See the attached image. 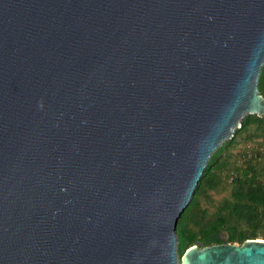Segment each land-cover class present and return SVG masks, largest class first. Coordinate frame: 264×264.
I'll list each match as a JSON object with an SVG mask.
<instances>
[{"label": "water", "instance_id": "obj_1", "mask_svg": "<svg viewBox=\"0 0 264 264\" xmlns=\"http://www.w3.org/2000/svg\"><path fill=\"white\" fill-rule=\"evenodd\" d=\"M263 64L264 0H0V264H264L175 233Z\"/></svg>", "mask_w": 264, "mask_h": 264}, {"label": "trees", "instance_id": "obj_2", "mask_svg": "<svg viewBox=\"0 0 264 264\" xmlns=\"http://www.w3.org/2000/svg\"><path fill=\"white\" fill-rule=\"evenodd\" d=\"M258 90L264 97V64ZM239 125L232 138L222 143L212 154L188 206L177 222L175 233L179 258L192 246L241 245L247 240H264V154L263 160L245 161L243 169L228 163L223 156L226 150L237 143L236 136L252 126L260 133L264 143V118L246 115ZM255 136V133L249 134L245 139ZM227 170L232 173L226 180L221 174ZM228 179L230 183H227ZM223 185L227 194L218 203L212 202L209 193L220 194ZM203 200L213 206L203 207ZM223 234L226 235L225 240Z\"/></svg>", "mask_w": 264, "mask_h": 264}, {"label": "rangeland", "instance_id": "obj_3", "mask_svg": "<svg viewBox=\"0 0 264 264\" xmlns=\"http://www.w3.org/2000/svg\"><path fill=\"white\" fill-rule=\"evenodd\" d=\"M245 116L246 115H244L243 118ZM241 120L239 121V124H240ZM239 127H240V125H239ZM235 130L236 129H234L233 132ZM253 133L256 134V136L253 139H249V140L245 139L246 136H248L249 134H253ZM235 140L237 142L235 144V146H232L231 148L226 150L224 155H223L224 158H226V161L228 163L235 165L239 169L240 168L243 169L245 167V164H246L245 161H247V160L251 161V162H254L253 160H255V159L256 160L258 159V161L263 160L262 155L264 154V143H263V140L260 136V133L257 130H255V126L248 128V130L246 132L238 134L236 136ZM226 141H228V140H226ZM226 141H224V142H226ZM229 170L222 172V174H221L222 178H225L227 180V177L229 176V174L232 173L231 171L229 172ZM225 175H226V177H225ZM227 183H230L229 179H228ZM222 188L223 189L220 191L221 192L220 194H213L212 192L209 193L212 202L218 203L227 194V190H224L225 185H223ZM202 203H203V207H206V208H208L209 205L213 206L211 203H209V202L206 203L204 200L202 201ZM223 239L224 240L226 239V235H224V234H223ZM258 240H262V239H258ZM236 245H238V244H236ZM178 260H179V257H178Z\"/></svg>", "mask_w": 264, "mask_h": 264}]
</instances>
